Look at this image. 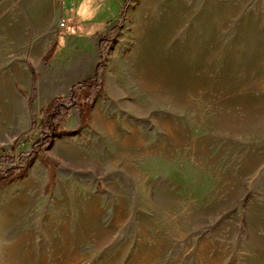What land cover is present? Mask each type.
Segmentation results:
<instances>
[{
  "label": "rangeland",
  "instance_id": "1",
  "mask_svg": "<svg viewBox=\"0 0 264 264\" xmlns=\"http://www.w3.org/2000/svg\"><path fill=\"white\" fill-rule=\"evenodd\" d=\"M124 3L0 0V157L96 69ZM103 82L89 126L72 110L0 189V264H264V0H133Z\"/></svg>",
  "mask_w": 264,
  "mask_h": 264
},
{
  "label": "trees",
  "instance_id": "2",
  "mask_svg": "<svg viewBox=\"0 0 264 264\" xmlns=\"http://www.w3.org/2000/svg\"><path fill=\"white\" fill-rule=\"evenodd\" d=\"M133 0H125L124 7L120 14L119 22L111 30L110 35H102L98 41V64L92 78L77 82L70 87L69 94L63 97L54 98L40 111V123L38 125V139L26 151L20 154L3 155L0 157V189L11 186L17 181L23 180L29 173L32 165L47 151L53 139L64 135L62 125L70 117L71 111L78 113V128L76 135L89 126L92 117V110L96 101L104 93L103 71L104 63L116 42L124 25L125 13ZM56 53V45L43 57L44 63H49ZM34 76L33 94L37 91V77ZM34 117V116H33ZM35 126V122L33 124ZM15 151L14 149H12ZM46 164L50 167L49 181L45 193L49 194L56 184V162Z\"/></svg>",
  "mask_w": 264,
  "mask_h": 264
},
{
  "label": "crops",
  "instance_id": "3",
  "mask_svg": "<svg viewBox=\"0 0 264 264\" xmlns=\"http://www.w3.org/2000/svg\"><path fill=\"white\" fill-rule=\"evenodd\" d=\"M94 74H95V70H94V67L92 66L91 70L85 72V74L81 77V80H80V81H83V80H86V79L92 78V77L94 76ZM80 81H78V82H80ZM76 83H77V82H76ZM73 84H75V83H72V84L70 85V87H71ZM70 87H69V89L67 90L66 93L69 92ZM101 123H103V122H101Z\"/></svg>",
  "mask_w": 264,
  "mask_h": 264
},
{
  "label": "built area",
  "instance_id": "4",
  "mask_svg": "<svg viewBox=\"0 0 264 264\" xmlns=\"http://www.w3.org/2000/svg\"><path fill=\"white\" fill-rule=\"evenodd\" d=\"M61 27H62V28H65V27H66V22H63V23L61 24Z\"/></svg>",
  "mask_w": 264,
  "mask_h": 264
},
{
  "label": "water",
  "instance_id": "5",
  "mask_svg": "<svg viewBox=\"0 0 264 264\" xmlns=\"http://www.w3.org/2000/svg\"><path fill=\"white\" fill-rule=\"evenodd\" d=\"M53 142H54V139H53V141H52L51 145L53 144Z\"/></svg>",
  "mask_w": 264,
  "mask_h": 264
}]
</instances>
